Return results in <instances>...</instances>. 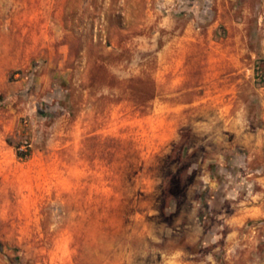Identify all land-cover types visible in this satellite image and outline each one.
Wrapping results in <instances>:
<instances>
[{"label": "rangeland", "instance_id": "1", "mask_svg": "<svg viewBox=\"0 0 264 264\" xmlns=\"http://www.w3.org/2000/svg\"><path fill=\"white\" fill-rule=\"evenodd\" d=\"M261 60L264 0H0V264H264Z\"/></svg>", "mask_w": 264, "mask_h": 264}, {"label": "built area", "instance_id": "2", "mask_svg": "<svg viewBox=\"0 0 264 264\" xmlns=\"http://www.w3.org/2000/svg\"><path fill=\"white\" fill-rule=\"evenodd\" d=\"M261 73L264 74V63L261 66ZM27 147H28V145L26 144V142L23 141L22 144H20V146L17 148V151L22 152V153H25Z\"/></svg>", "mask_w": 264, "mask_h": 264}, {"label": "trees", "instance_id": "3", "mask_svg": "<svg viewBox=\"0 0 264 264\" xmlns=\"http://www.w3.org/2000/svg\"><path fill=\"white\" fill-rule=\"evenodd\" d=\"M260 63H261L260 65L262 66L263 63H264V60H261ZM261 66H260V67H261ZM254 75L257 76V77H258V76H259V77L261 76V81L264 82V74H263V73L258 74L257 67L254 68ZM18 154H19V155H23V154H21V153H18Z\"/></svg>", "mask_w": 264, "mask_h": 264}]
</instances>
